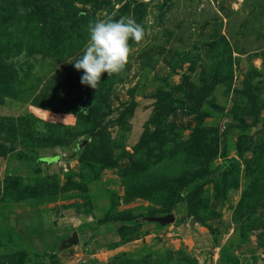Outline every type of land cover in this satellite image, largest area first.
Instances as JSON below:
<instances>
[{
  "label": "rangeland",
  "instance_id": "1",
  "mask_svg": "<svg viewBox=\"0 0 264 264\" xmlns=\"http://www.w3.org/2000/svg\"><path fill=\"white\" fill-rule=\"evenodd\" d=\"M0 264H264V0H0Z\"/></svg>",
  "mask_w": 264,
  "mask_h": 264
},
{
  "label": "clouds",
  "instance_id": "2",
  "mask_svg": "<svg viewBox=\"0 0 264 264\" xmlns=\"http://www.w3.org/2000/svg\"><path fill=\"white\" fill-rule=\"evenodd\" d=\"M87 32V44L74 57L73 67L83 70L81 84L96 89L101 73L110 75L124 68L130 52L129 40L141 41L144 30L134 19L122 17L90 21Z\"/></svg>",
  "mask_w": 264,
  "mask_h": 264
},
{
  "label": "water",
  "instance_id": "3",
  "mask_svg": "<svg viewBox=\"0 0 264 264\" xmlns=\"http://www.w3.org/2000/svg\"><path fill=\"white\" fill-rule=\"evenodd\" d=\"M141 220L147 221V222H157L159 224H167L173 221V216L170 213L164 214V215H158V216L156 215L143 216ZM76 239H77L76 235L73 234L72 237L69 239V244L75 243Z\"/></svg>",
  "mask_w": 264,
  "mask_h": 264
}]
</instances>
